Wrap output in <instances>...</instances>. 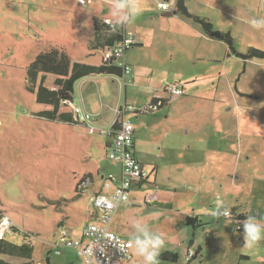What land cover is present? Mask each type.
Masks as SVG:
<instances>
[{"label":"rangeland","instance_id":"374dc122","mask_svg":"<svg viewBox=\"0 0 264 264\" xmlns=\"http://www.w3.org/2000/svg\"><path fill=\"white\" fill-rule=\"evenodd\" d=\"M158 1L164 0H132L141 10L133 22H140L141 26L145 27L144 30L154 33V37L157 34L165 35L161 40L147 39L146 45L142 49H137L139 50L137 53L135 51L136 71L137 76L140 77L135 82L138 86L160 85L167 81L169 71L173 74L172 81L183 82L190 73L194 75L198 73L200 77L206 67L203 63L207 64V60L202 64L194 60L199 55V48L202 45V39L196 36V31H203L199 24L181 14L177 5L179 0H166L173 3L172 7L175 10V13L172 12L173 17L153 18L158 10L156 8ZM97 2L102 1L89 0L82 5L80 0H0V208H2L0 219L7 218L11 225L4 232H0V237L13 244L25 243L33 246L31 264L45 261L44 250L49 248V241L55 233V221L59 212L48 206L50 199L61 202L63 201L61 198H72V204L82 209L91 207L93 206L91 192L100 182L102 184L103 173L118 171L114 161H111L104 151L109 126H98L94 122L93 126L96 130L89 133L88 127L83 123L70 125L37 117L36 114L48 106L36 103L35 93L27 89L26 71L34 57L48 45L69 48L73 42L82 39V34L86 35L87 31L81 14L96 10ZM182 2L190 13L208 19L215 30L221 33L229 32L235 49L240 53H245L248 48L264 51V27L257 29L250 24L252 19L264 18V0H183ZM102 3L106 7L102 14H109L112 2L105 0ZM159 14L161 15L162 12ZM81 25L85 28L78 32ZM212 41L205 42L206 45L209 44L207 46L213 47V58L220 57V61L213 63V68L206 67V69L215 73L221 71L225 74L224 78L229 76V72L232 77L236 57L231 56L226 62L227 68H224L221 62L226 59L228 46L224 41L217 39ZM132 48L135 47H131L127 52H131ZM201 57L206 55L202 54ZM101 58V52H96L94 57L89 59L98 62ZM193 62L196 63L195 66ZM201 66L203 69L200 70ZM251 67L256 69L253 65ZM253 69L250 73L257 71ZM52 78L55 76L45 77V87L55 88ZM100 79L102 80L93 78L85 81L94 86L102 82V89L108 91V94L98 97L103 102L101 103L105 112L103 121H106L112 117V109L118 103L117 96L121 94L122 97L125 87L123 80L117 76ZM39 81L38 77L37 84ZM79 87L80 83L74 87L76 103L80 99ZM203 96L207 100L192 101L200 110L196 116L191 112L187 114L188 116L178 119L176 113L172 112L164 123L158 126L155 124L152 130L149 125L152 115L148 113L130 121L138 133L137 140L141 145L147 143L148 139L145 135L150 130L152 131L150 135L169 141L176 136L180 139L188 138L193 144L190 150L191 156L193 154L199 156L197 154L199 149L213 147V159L205 160L203 164L201 161L198 162L204 168L200 170L202 177L197 180L201 182L200 185L195 188L196 177L178 175L175 180L181 183L184 191L182 195L177 197L170 195L165 201L160 199L150 205L146 201L139 202V198L132 201V205L125 203L126 205H121L115 212L112 227L130 241L134 235L136 222L147 226L154 234L160 235L165 243L159 255L173 251L177 253L178 260L173 263L158 259L159 264H188L185 256L187 251L197 252L189 264H262L257 258V253H263L264 241L261 240L253 248H248L243 240L242 222L217 216L215 210L222 204H228L227 198L230 195L226 192L233 190L240 192L235 188L244 177H248V180L243 190L245 192L255 190L260 194L259 198L264 197V131L258 130L257 122H249L246 117L244 118L246 124L241 133H238L236 124L239 121V112L249 107L245 98L238 102V99L231 97L230 90L226 88L224 92L218 91L216 97L208 94ZM247 100L254 102L250 103L252 106L255 104H258L257 107L260 106V116L264 119V99L258 100V103L252 99ZM217 101L218 105L215 104ZM137 121L141 123L138 124ZM213 121L230 127L231 146L228 147L226 142H222L224 146L216 145L218 134L214 133L210 136ZM206 122L210 123L209 129L200 126ZM182 124H187L192 130H198L197 134L190 131L187 133L188 136H185L187 129L181 127ZM102 128L106 129L104 136L99 134ZM227 148L231 156L239 150L250 156V161L241 159L240 165H237V176L240 178L233 186L229 184L232 181L231 172H229L230 181L221 173L227 166L221 162L222 149ZM159 151L161 152L158 154L159 161H167L166 158L170 153L166 149ZM186 157L190 158L185 155L184 159ZM230 165L236 166V162L231 161ZM75 174L86 175L89 181L88 188L78 197L74 196ZM166 175L167 172L161 173L162 177ZM204 178L206 180L211 178V181L207 182ZM222 179L223 181L220 182ZM186 183L190 185H185ZM73 198L76 200L73 201ZM130 200L131 198L128 202ZM259 201L262 202L261 199ZM259 201L257 205L262 207ZM192 213L200 215L199 218L204 223L195 231L185 223V216H193ZM78 214L79 210L76 212V215ZM246 214L247 219L256 215L249 207L246 209ZM262 215L261 218H259L261 214L254 217V222H264V214ZM79 229L80 226L73 230L79 231ZM191 240L193 244L189 246ZM62 247L68 246H61L60 254ZM59 255L49 253L50 264H64L62 256ZM246 256L249 258L247 259ZM0 259L11 264H26L30 261L24 257L7 254H0ZM129 264H142V258L135 254L134 249L133 260Z\"/></svg>","mask_w":264,"mask_h":264},{"label":"crops","instance_id":"0c3cea01","mask_svg":"<svg viewBox=\"0 0 264 264\" xmlns=\"http://www.w3.org/2000/svg\"><path fill=\"white\" fill-rule=\"evenodd\" d=\"M101 1L105 2V0H101ZM102 2H97L96 10L85 11V13L81 14L83 15V23L85 24L86 31H87L86 35L82 34V39L79 38L78 42H73V45H71L69 48H67V46L48 45L43 50L48 49L50 47L58 48L61 51L65 52L69 56L71 61L90 64L92 66L100 65L101 64L100 59H99L100 61L98 62L94 59L92 60L89 59V58H93L96 52H101L99 50L90 49L89 47L90 40L93 38V33H94V20L95 19L99 20L100 18H103V17L110 18L113 20L115 19L111 15V12L109 14H102L104 9L106 8L104 6V3ZM107 2H113V0H107ZM160 2H163V1H158L156 3L157 9H158L157 4ZM166 2L167 4L170 5V8L174 10V8L172 7L173 3L171 1H166ZM159 12H162V14L160 15ZM172 12L173 11L166 12V11H161L160 9H158L155 12V15H153V18L159 19V17L161 18H166L169 16L173 17ZM170 13L171 15H169ZM187 13L188 15H196V14L190 13L188 10L186 11V13L182 12L181 14L186 15ZM188 15H186L185 18L192 19ZM80 20L81 18L79 19V22ZM122 26L125 27V31L133 33L134 38H135V44H133L132 47H135V48H132L131 52L129 53L126 52L125 63L131 67L132 74H129L127 76L123 75L119 77L123 80V85L125 89L123 90L122 97H121V94H118L117 96L118 103L112 109L113 110L112 117L110 119H107L106 121H103L105 118V112L102 110V107H101V103L103 102L98 97H101V95L103 96V95L108 94V91L102 89L103 88L102 82L98 83L97 86H94L92 84L89 85L88 81H85V79H93V78H99V80H102L100 78L102 77L106 78L108 76H104V74H97V75H90V76L88 75L80 79L78 82H76L75 87L78 83H80V87H79L80 99L78 103H76V101L74 100V87H73L71 103L74 104V106H79L83 108L85 111L91 114L93 116V123L95 122V124H97L98 126H101V125L107 126V127L109 126V128H111L115 122L116 123L118 122V125H119V120H121V118L123 117V115L120 114L119 112L124 105H131L135 109H141L146 104H150L151 102L156 103L157 102L156 97H162L163 98L162 104L159 105L158 107L159 109L157 111L152 112V113L145 112V113L152 115V119L149 123L150 130H152V127L155 124L156 126H158V124L164 123V121L168 119L169 114L171 115L172 112L176 113L175 116H177L178 119H182L183 117L188 116L187 114H190L191 112L194 116H196L200 112V110L198 109L199 107L196 108V105H194L193 102H197L200 100H207V98L203 96L204 94H208L209 96L213 95L212 97H216V94L218 93V91L224 92L226 88L227 90H230V95L232 98L235 97V99H238V102H241V99L245 98V101L249 104V107H246V109H243V111L239 112V121L236 124L237 131H239L238 133L240 134L242 129L244 128L246 124L244 123V118L246 117L248 118L249 122H257L256 126H258L257 128L258 130L260 129L264 131V119L260 116V111H259L260 106L257 107L258 104H255L254 106H252L250 105L252 101L247 100V99H252L257 102L258 100L264 99V60H258V59L255 60L254 58L243 60L241 57H239V55L235 53H231L229 51L227 52V54H225L226 59H223L221 62L224 68H227L226 62L231 59V56H235L237 60H235L236 62H235V67H234L235 69L233 73L234 75L231 77L230 73L228 72L229 76L227 78H224L225 74L221 73V71L215 73L214 71H209L208 69H206V67L213 68L214 67L213 63H218L220 61V57L213 58V47L207 46L209 44L206 45L207 41L213 42L212 40H215V38H210V36H207L203 31L201 32L198 30L196 31V34H197L196 36L202 39V45H201V48H199L200 49L199 55H197L196 58L195 59L193 58V59L199 64H202L203 61L207 60V64L203 63V65H206L204 69H203V66L199 67L200 70L201 68L204 70L203 72L201 71L203 73V74L201 73L202 76L199 75L200 77H198V73H195V75L194 73H190V75L187 76L186 80H184L183 82L180 80L172 81L173 79H171V77L173 74L171 71H169L167 75V81H164L160 85H157L155 87H152L149 84L138 86L135 82L136 80H139L140 77L137 76L138 72L136 71L137 64H136V61H135L136 58L134 55L135 51L137 53V51H139L137 49H142L146 45L147 39L150 38L149 41H152L154 39L161 40L162 38H165V35L157 34L154 37V33L150 32V30H144L145 27L141 26L140 22L136 23L135 21L134 22L132 21ZM82 28H85V27H82L81 25L78 32H80ZM226 33H228L231 37V34L229 32H226ZM190 36L191 35L189 34V37ZM233 44H234V41H233ZM234 49H235V45H234ZM235 51L239 52L236 49ZM202 54H205L206 57H201ZM240 54H243V53H240ZM254 61H259V62H254ZM195 64L196 63L193 62L194 66ZM252 65L255 66L256 69H253L251 67ZM251 69L257 70V71L250 73ZM47 76H49V74L45 75V77ZM54 79L55 78H52V80ZM169 84L178 85L182 89V94L180 96L165 94L163 90ZM48 88L52 89L51 87H48ZM75 91H76V88H75ZM201 93H203V95ZM121 98H122V101H121ZM96 103H100V104L97 105ZM215 104L218 105V101ZM205 107L208 108V106H205ZM237 107H240V106H237ZM47 109L51 110V107L48 106L44 110H47ZM145 113H142L140 111L134 114L126 113L125 117L129 118V120L132 121L134 119L136 120L137 116L144 115ZM137 122L138 124L141 123V121H137ZM66 124H69V123H66ZM71 124L73 123H70V125ZM78 124L79 123H75L73 125H78ZM200 126H204V128L206 127L207 129H209L210 123L209 122L202 123L200 124ZM181 127H185L187 129L185 136H188L187 133L188 132L190 133V131H192L193 134L195 135L198 132V130H192L190 127L188 128L187 124H182ZM132 128L134 130V133H133L134 155L137 158V160L142 163L143 167L148 172L149 177L148 179H145L141 183L135 185L137 187H133L130 193L131 200L130 202L127 203L128 205L130 204L132 205V201H136L137 198H139V202L143 201L145 203L147 197L151 195H155L156 198L153 199L149 203V205L152 202L159 201L160 199H163L162 201H165L166 198H169L170 195H173L175 197H177L178 195H182L184 191L182 190L181 183H177V181L175 180L178 175L182 176L184 174L187 177L189 175L191 177H196V180H194L195 188L196 186L200 185L201 182L200 181L198 182L197 180L202 177L203 174L201 173L200 170L204 168L203 166L199 165L198 162L201 161V164H203V161L205 160L208 161L209 159H213L214 157L212 154V151H214L213 147L207 148V149L206 148L199 149L197 150V154L199 156H196L194 154L193 156H191L190 150L193 144H191L188 138L184 137L180 139V138H177L176 136V137H173L169 141L161 137H155L153 135H150L152 132L150 130H148L146 132L147 134L145 135V137L148 139L147 143L141 145L140 142L137 140L138 133L136 132L134 127ZM173 130L175 129L173 128ZM229 130H230V127L227 126L226 124H223V125L219 123L216 124L213 121L212 129L210 130L211 131L210 136H213L214 133L218 134V139L215 140L217 146L220 144L224 146L222 142H226L228 147L231 146L230 140H229V136H230ZM108 141L109 139L107 138V140L105 141V147H104L105 155H106L105 148H106V144ZM160 149L162 150L166 149L170 153L169 157L167 156L168 158H166L167 161H162V162L159 161L158 154L161 153L159 151ZM222 150H223L222 159L221 158L220 159H221V162L224 164H227V166L225 167V170L222 171L221 173L224 174L227 180L230 181L229 172H231V180H232L231 182L232 183L229 182V184L233 186V184L236 183L235 181L240 178L237 176V165H240L241 159H243L244 161H250V156L248 155V153L243 152L242 150L235 152V154H233L232 156L229 154L230 150L228 148L222 149ZM185 155L190 156V158L186 157L184 159ZM231 161L236 162V166L232 167L230 165ZM114 163L118 167V171L109 172L108 174L103 173L102 175V176H107V175L114 176L111 182V186H110L111 191L120 184V181L122 178V171H121L120 165L116 163L115 161ZM230 166L232 167V171H231ZM162 172H167V175L165 177H162L161 176ZM89 175H91V173H89ZM83 176H86V175H83ZM83 176L75 174L73 178L76 180V183H77V181ZM205 178L207 177L205 176ZM210 179L211 178H208V180L205 179V181L209 182L211 181ZM242 179L244 182L239 181V185H236V188L234 187L235 189H239L240 192L239 193L235 192V190H233L232 192H226L227 194L229 193L230 195L227 198L228 204H222L220 205V207H217V209L215 210V214H217V211L219 210L228 212V211H231V209H234L235 210L234 217H237L240 215L244 216V219H240V220L237 219V221H240L243 223L246 221L248 217L246 214V209L249 207L250 211L251 212L255 211V214H256L251 217H258L259 214H261L259 218L263 216L262 214H264V197L259 198L260 194L257 193L255 190H248L245 192L243 188L248 180V177H244ZM205 181L203 182V184L205 183ZM222 181L223 179L220 180V182ZM102 184H103V181H102ZM102 184L100 182V184L92 190L91 192L92 198L96 193L98 192L102 193ZM185 185H190V184L186 183ZM74 196H76V193H74ZM132 197H133V200H132ZM61 199L63 200L61 202H58L53 198H51L49 201L50 204L48 206L49 207L52 206L53 209L59 213H58V218L55 221V228H54L55 233L54 235H52L51 240L49 241V248L44 250L45 251V261L43 263L38 261L37 263L39 264H50L51 259H50L49 253L51 252H53L55 255L60 254L59 249H61V246L64 245V243L59 238L60 227L67 228L70 231L71 238L79 239L82 236L83 228L87 224L96 222L97 220L96 214L93 209L94 206L87 207V208L84 207L82 209L80 206L72 204L73 203L72 198H61ZM259 199H261L262 202H260ZM75 200L76 198H73V201ZM258 201L262 203L263 205L262 207H259L257 205ZM91 204L93 205V203ZM123 205L124 204H122V206ZM0 210H2V208H0ZM78 210H79V214L76 215V212ZM224 212H222L221 215L217 214V216L219 215L221 217H225L223 215ZM193 214L194 213H192V215ZM6 216L9 217L8 214H6ZM227 218H231V217H227ZM112 222H114V219ZM112 222L110 224V229L114 231V233L120 236L121 238L129 240V238L122 236V234H118L116 230H114V228L112 227ZM263 223L264 222L262 223L257 222V224L264 227ZM202 225H204V223H202ZM78 226H80L79 231L73 230V229H76V227ZM262 240L264 241V239ZM192 244H193V241H192ZM132 252H133V247H132ZM188 254L189 253L187 251V254H185L186 259L191 258V256L188 257ZM59 256L60 257L62 256L64 264H79L80 263V258L77 255L76 250L73 248L70 249L69 247H62V252ZM246 257L247 259L249 258L248 256ZM257 258L259 259L260 263L264 264V251L263 253L261 252L257 253ZM132 260H133V253L129 261L126 260L122 262L121 264H126V263L129 264L132 262Z\"/></svg>","mask_w":264,"mask_h":264},{"label":"built area","instance_id":"2783aa9c","mask_svg":"<svg viewBox=\"0 0 264 264\" xmlns=\"http://www.w3.org/2000/svg\"><path fill=\"white\" fill-rule=\"evenodd\" d=\"M89 0H80V4L84 5ZM167 7H164V6ZM161 11H170V5L166 1L157 4ZM100 24L108 30L118 31L121 38L112 44L110 47L101 49V61L103 63H111L122 69L123 75L131 74V67L125 63V55L133 44L135 38L133 33L125 31L124 26H120L116 30H112L114 23L113 19L100 18ZM124 28V29H123ZM163 92L168 95L182 94V89L176 84L167 85ZM162 97H156V103L146 104L141 109H135L131 105H124L120 110L123 115L119 120V128L113 127L107 130V136L110 137L112 148H110V158L117 160L121 164L122 178L120 184L112 191L110 189L113 175L103 176L102 193L98 192L93 196V209L96 214V222L87 224L82 230V236L79 239H71L70 234L66 229H61L59 238L64 245L76 250L80 258L79 264H121L132 257V246L129 240L123 239L110 229V224L113 221V215L116 209L125 203H128L130 193L133 187L145 179H148L149 174L146 169L137 161L133 152V130L129 118L125 117L126 113L140 112H155L162 104ZM68 103L71 106L70 111L73 114V119L78 123L85 124L89 133L96 130L93 126V116L79 106H74L71 102L63 101L62 104ZM106 129H101L99 134L104 136ZM81 188L87 189L89 181L84 180L80 183ZM155 195L148 196L146 202L150 203L155 199ZM223 215L228 217V212ZM10 222L7 218L0 219V232H4L10 227ZM192 252L188 254V257Z\"/></svg>","mask_w":264,"mask_h":264},{"label":"trees","instance_id":"16d2710c","mask_svg":"<svg viewBox=\"0 0 264 264\" xmlns=\"http://www.w3.org/2000/svg\"><path fill=\"white\" fill-rule=\"evenodd\" d=\"M171 11L175 12V10H172L171 8L170 11H166V12H171ZM186 15H188V13ZM188 16H190L195 21V23L199 24L202 27L203 32L207 36H210V38H215L224 41V43L227 44L228 46L227 47L228 51L239 55V57H241L243 60L252 59V58H254L255 60L256 59L264 60V51L250 48L245 53L240 54L239 52L235 51L233 39L230 37L228 33H220L219 31L215 30L212 24H210V22L206 18L197 17L196 15H188ZM120 38L121 36L118 33V31L112 32L108 30L106 27L104 28L100 24V21L98 19H95L93 38L90 40L89 47L90 49L101 51L102 48L110 47ZM48 74L55 76V79L53 80V85L55 87L54 89L53 88L50 89L48 87H45L44 85L45 75ZM97 74H104V76L121 77L123 76L124 73L122 69L119 68V66L111 64L109 62L103 63L101 61L100 65L92 66L90 64L71 61L69 56L58 48L50 47L38 53L34 57L33 61L27 67V71H26V79L28 81L27 89L29 90V92L35 93L36 103L43 104L44 106L45 105L51 106L52 109L51 110L43 109L39 111L36 114L37 117L43 118L44 120L47 121H58V123H69V124L78 123L73 120V114L70 111L71 106L68 103L62 104V102L63 101L71 102L73 87H75L76 82H78L80 79L88 75L90 76ZM38 77L40 81L37 84ZM61 109H63V111H60ZM118 126H119L118 122L117 123L115 122L112 127L113 129H117ZM108 139L109 141L107 142L105 148L106 155L111 161H115L121 167L120 162H117V160H113L112 158H110L109 153H110V148H112V143L110 137H108ZM133 147H134V138H133ZM140 164L142 165L141 162ZM87 179L88 178L86 176H83L80 178L79 182L76 183V191H75L76 197L81 196L83 194L84 189L81 188L80 183ZM234 211H235L234 209L228 211L229 214L228 217H231L236 221L237 219L239 220L244 219L243 215L234 217L235 214ZM222 212L224 211L219 210L217 211V214L221 215ZM185 223L186 225L191 226L193 230H196L200 225H202V221L199 218V215H193V216L187 215L185 218ZM61 229H66L70 234V231L67 228L60 227V231ZM190 245H192V240L190 242ZM33 249L34 247L31 245H27L25 243H23L22 245L13 244L10 243V241L4 239L3 237H0V254H7L9 256H16V257H24V259L30 260L26 264H31ZM196 253L197 252L192 253L191 258L187 259L188 264L191 262V260L195 258ZM158 259L163 261H172L173 263H175L178 260V256L177 253H174L173 251H166L161 253ZM0 264H11V263H9V261L0 259Z\"/></svg>","mask_w":264,"mask_h":264},{"label":"clouds","instance_id":"9594fccd","mask_svg":"<svg viewBox=\"0 0 264 264\" xmlns=\"http://www.w3.org/2000/svg\"><path fill=\"white\" fill-rule=\"evenodd\" d=\"M140 11V8L132 0H113L111 15L115 19L111 26L112 30L132 22L140 14ZM250 24L257 29L264 27V18L252 19ZM254 219V217H249L242 223L243 240L248 248H253L259 241L264 239V227L255 223ZM130 243L135 254L142 258V264H159L158 256L165 243L160 235L154 234L147 226L136 222L134 224V235Z\"/></svg>","mask_w":264,"mask_h":264},{"label":"water","instance_id":"95a60500","mask_svg":"<svg viewBox=\"0 0 264 264\" xmlns=\"http://www.w3.org/2000/svg\"><path fill=\"white\" fill-rule=\"evenodd\" d=\"M182 1H183V0H179V1L177 2V5H178L179 9H180L183 13H186L187 9L184 7ZM169 15H171V13H170Z\"/></svg>","mask_w":264,"mask_h":264}]
</instances>
